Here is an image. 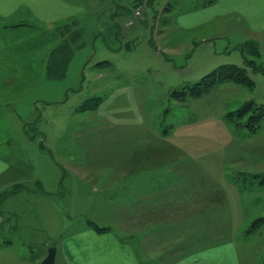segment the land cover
I'll return each mask as SVG.
<instances>
[{
	"label": "rangeland",
	"instance_id": "rangeland-1",
	"mask_svg": "<svg viewBox=\"0 0 264 264\" xmlns=\"http://www.w3.org/2000/svg\"><path fill=\"white\" fill-rule=\"evenodd\" d=\"M72 1L81 12L64 23L43 25L31 15L26 22L1 19L0 154L11 161L17 178H26L11 190L26 183L54 193L34 198L29 191V200L20 201L38 224L47 209V235L10 236L7 224L0 247L14 239L13 250L32 261L56 247L60 264L64 240L86 227L87 219L114 228L115 207L93 200L95 194L104 197L99 195L109 173L104 159L126 142H140L180 152L178 163L211 173L235 216L239 248L263 264L264 225L249 230L264 216V119L252 128L227 115L247 102L256 105L253 112L262 110L264 72L247 66L253 88L227 82L185 101L172 93L223 65L245 66L246 59H254L264 67V40L256 41L259 56L242 51L247 33L238 16L203 20L213 12L194 6L209 0H176L173 9L169 0ZM60 45L69 49V64L65 77L52 79L48 61ZM5 195L0 193L1 201ZM0 205L3 222L8 221L7 203Z\"/></svg>",
	"mask_w": 264,
	"mask_h": 264
},
{
	"label": "crops",
	"instance_id": "crops-1",
	"mask_svg": "<svg viewBox=\"0 0 264 264\" xmlns=\"http://www.w3.org/2000/svg\"><path fill=\"white\" fill-rule=\"evenodd\" d=\"M169 1L168 9H173L176 0ZM194 6L213 12L203 20L218 14L238 16L242 33H247L244 44L264 40V0H209ZM80 12L81 6L72 0H0V23L2 18L15 16L19 22H26L31 15L43 25H55L79 16ZM148 147L140 142H126L119 148L121 152L104 159L109 170L99 187V195L104 197L99 199L95 194L93 200L95 205L108 201L115 207L114 228L112 224L101 226L87 219L86 227L64 240L59 263L257 264L254 255L239 248L236 219L218 180L192 164L178 163L180 152H160L152 144ZM12 170L11 161L0 154V193H6L0 201L7 203L5 211L9 214V220L3 222L0 205V231L8 224L10 236L21 235L25 240H31V234L48 233L47 209L41 208L44 223L38 224V217L26 212L21 207L25 201H20L29 200V191L36 198L52 194L54 189L34 190L25 183V188L11 190L17 180H26L17 178ZM92 179L91 182L95 177ZM93 188L97 190L96 185ZM55 197L52 196L53 201ZM13 243L11 238L3 241L0 264H40L45 258L32 261L27 254L13 250Z\"/></svg>",
	"mask_w": 264,
	"mask_h": 264
},
{
	"label": "trees",
	"instance_id": "trees-1",
	"mask_svg": "<svg viewBox=\"0 0 264 264\" xmlns=\"http://www.w3.org/2000/svg\"><path fill=\"white\" fill-rule=\"evenodd\" d=\"M257 44L258 43L255 41H248L243 45L242 51L245 49H249L254 56H259L260 52ZM69 58L70 52L67 46L60 45L56 47L54 52L51 53L48 61L49 77L52 79L65 77L69 64ZM247 66L252 67L255 71L264 72V67L255 64L254 59H246L245 66H238L235 64L223 65L203 77L194 85L184 86L182 89H175L172 93V97H174L176 100L185 101L188 97L200 96L201 94L214 89L218 85L227 82H234L243 86L253 88L255 85V81L247 72ZM254 107H256V105L253 102H247L243 107L229 112L227 116L229 120L233 121L235 124L245 125L246 123H249L252 128H257V126L261 123V120L264 119V106H260V108H262V110H259L260 114H257V112H253L251 110V108ZM85 109H87V107H85ZM247 112H249L248 119L244 123H241L239 121V118L242 117V114H246ZM93 224L95 226L97 225L95 223ZM260 225H264V216L256 220V222L254 223L255 227L250 229L249 231L254 232L255 228L259 227ZM97 228H99L100 230L106 229L105 227L102 228L100 226H97Z\"/></svg>",
	"mask_w": 264,
	"mask_h": 264
},
{
	"label": "water",
	"instance_id": "water-1",
	"mask_svg": "<svg viewBox=\"0 0 264 264\" xmlns=\"http://www.w3.org/2000/svg\"><path fill=\"white\" fill-rule=\"evenodd\" d=\"M56 256H57V248L51 247L49 248L48 254L41 261L40 264H56Z\"/></svg>",
	"mask_w": 264,
	"mask_h": 264
},
{
	"label": "built area",
	"instance_id": "built-area-1",
	"mask_svg": "<svg viewBox=\"0 0 264 264\" xmlns=\"http://www.w3.org/2000/svg\"><path fill=\"white\" fill-rule=\"evenodd\" d=\"M139 14H140V10L138 9V10H137V15H139ZM130 23H131V22H130Z\"/></svg>",
	"mask_w": 264,
	"mask_h": 264
}]
</instances>
